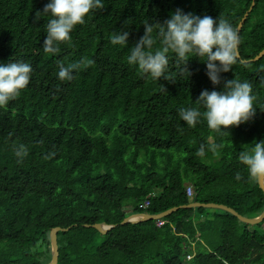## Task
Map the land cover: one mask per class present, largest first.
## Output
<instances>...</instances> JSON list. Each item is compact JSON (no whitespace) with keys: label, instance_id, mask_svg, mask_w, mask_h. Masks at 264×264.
Here are the masks:
<instances>
[{"label":"trees","instance_id":"trees-1","mask_svg":"<svg viewBox=\"0 0 264 264\" xmlns=\"http://www.w3.org/2000/svg\"><path fill=\"white\" fill-rule=\"evenodd\" d=\"M254 1L239 34L241 57L222 79L252 84L255 118L225 129L229 135L203 119L187 126L180 109L223 84L212 85L203 58L189 61V80L180 76L171 52L173 79L157 81L127 63L129 48L143 24L162 23L176 9L221 16L238 29ZM47 3L0 0V62L33 67L28 87L0 107V264H49L55 228L69 229L58 233V264H264V221L251 226L222 210L181 208L161 227L153 220L122 225L192 202L250 219L264 212L259 181L238 160L244 145L264 140V56L245 63L264 51V0H104L55 55L42 47L50 17L36 18ZM122 30L129 48L110 43ZM81 59L71 81L57 78L59 63ZM212 143L223 147L197 155ZM20 144L29 153L22 162L14 152ZM97 224L117 227L102 234L91 227Z\"/></svg>","mask_w":264,"mask_h":264},{"label":"clouds","instance_id":"clouds-1","mask_svg":"<svg viewBox=\"0 0 264 264\" xmlns=\"http://www.w3.org/2000/svg\"><path fill=\"white\" fill-rule=\"evenodd\" d=\"M102 9L104 0H48L43 11L36 13V18L50 17L43 51L50 55L58 53L59 45L71 40L76 26L83 25L90 14ZM143 26L144 34L131 48L128 47L129 31H113L111 34L112 45L129 48V65L138 67L157 81H169L173 79L168 56L171 52L178 62V74L189 80L192 75L187 68L189 61L195 58L201 62L203 58L206 75L212 85L223 84L221 91L203 90L194 102L196 107L180 109L179 118L187 126L195 127L203 119L210 129L228 134L225 129L239 127L255 118L257 108L254 107L256 97L252 84L236 78L222 79V74L232 71L239 56L238 29L228 19L221 16L214 19L208 15L201 17L176 9L162 23L148 20ZM84 63V59L68 64L59 63L57 78L71 81ZM32 74L33 67L29 62L14 59L0 62V107L16 99L28 87ZM222 147L215 143L207 146L201 144L197 155L205 156L206 148L215 153ZM14 152L21 162L29 154L23 144L16 147ZM238 160L246 167L251 178L264 177V140L244 145ZM235 179L240 180L241 176L237 174ZM193 198L194 194L190 200L193 201Z\"/></svg>","mask_w":264,"mask_h":264},{"label":"water","instance_id":"water-1","mask_svg":"<svg viewBox=\"0 0 264 264\" xmlns=\"http://www.w3.org/2000/svg\"><path fill=\"white\" fill-rule=\"evenodd\" d=\"M254 5H255V1L253 2V5L252 7L250 8V10L245 14L244 18L242 19L239 27H238V34H240V32L242 31L243 27H244V24L246 23L248 17H249V14L250 12L253 10L254 8ZM264 56V51H262L260 53V55L258 57H256L255 59L251 60V61H246L245 63H248V62H255V61H258L259 59H261L262 57ZM240 53H239V56L238 58H240ZM259 181V186H260V189L264 192V177H260L258 179ZM181 208H185V209H196V208H205V209H215V210H222V211H225V212H228L230 213L231 215L235 216L236 218H238V220L242 223H245L247 225H251V226H255V225H258L260 223H262L264 221V213L256 218V219H250V218H246L242 215H240L238 212H236L235 210H233L232 208H229L225 205H219V204H215V203H209V204H204V203H198V202H193V203H190L189 205L187 206H182V207H176V208H173V209H170L162 214H158V215H148V214H144V215H134V216H131L127 219H125V221L122 223V225H127V224H136V223H139V222H146V221H160L164 218H166L167 216L177 212L179 209ZM139 218V219H136L135 221L132 220V218ZM87 227H90V226H87ZM95 229H97L99 232H101L102 234H107L110 230L116 228L117 226L114 225V226H106V225H94V226H91ZM61 231H69V229H66V230H63L61 228H55L52 230L51 232V248H52V261L49 263V264H58L59 262V246H58V233L61 232Z\"/></svg>","mask_w":264,"mask_h":264},{"label":"built area","instance_id":"built-area-1","mask_svg":"<svg viewBox=\"0 0 264 264\" xmlns=\"http://www.w3.org/2000/svg\"><path fill=\"white\" fill-rule=\"evenodd\" d=\"M187 193H188V196H189L190 198L193 197L194 192H193V189H192V188H188ZM148 206H149V203H146L144 207L146 208V207H148ZM163 224H164V222H162V221L158 222V226H159V227L163 226Z\"/></svg>","mask_w":264,"mask_h":264},{"label":"rangeland","instance_id":"rangeland-1","mask_svg":"<svg viewBox=\"0 0 264 264\" xmlns=\"http://www.w3.org/2000/svg\"><path fill=\"white\" fill-rule=\"evenodd\" d=\"M186 187H187V190H188V188H192L191 186H190V184H186L185 185ZM193 189V188H192ZM213 210H215V209H213ZM132 212V211H131ZM126 213L127 214H129L130 213V210H128L127 208H126ZM264 213V212H263ZM262 213V214H263ZM131 214V213H130ZM137 219H139V218H137ZM193 258V256H191V255H189V256H187V261H189V260H191ZM183 264H187V262H185V263H183Z\"/></svg>","mask_w":264,"mask_h":264},{"label":"bare ground","instance_id":"bare-ground-1","mask_svg":"<svg viewBox=\"0 0 264 264\" xmlns=\"http://www.w3.org/2000/svg\"><path fill=\"white\" fill-rule=\"evenodd\" d=\"M136 219H137L136 217H135V218H132V220H134V221H135Z\"/></svg>","mask_w":264,"mask_h":264}]
</instances>
